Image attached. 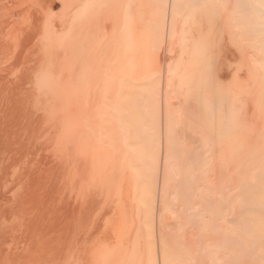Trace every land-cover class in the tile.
Instances as JSON below:
<instances>
[{"label": "bare ground", "instance_id": "bare-ground-1", "mask_svg": "<svg viewBox=\"0 0 264 264\" xmlns=\"http://www.w3.org/2000/svg\"><path fill=\"white\" fill-rule=\"evenodd\" d=\"M13 1H16L15 3H22L21 0ZM13 1H7L0 5V12H3L5 15H8L7 12L10 13V20L5 22L9 28V31L7 30L5 34L2 33L4 38H0V252L7 250L9 252L12 251L13 249L10 244L15 242L14 237L17 235L24 240L27 238L30 230V195L32 194L30 192V173L28 170L30 169V144L33 137L30 132V118L32 117L30 115V107H33L34 103L29 105L28 97H30L29 92L31 89L34 92L36 91L33 89L35 88L37 89V92L41 90L43 91L42 93L46 94V98H43L45 96L42 97L43 94H39L43 100L45 99L44 106L41 103L43 101L42 98L40 99L39 97V101L42 100L40 101V105L44 106V111L41 110L42 106L39 104H37L39 105L37 107H40L39 110H41L44 119L48 118L51 120L52 124H49L51 129V144L49 145H51L55 153H57V155H55L56 161L53 167L47 169L46 171L44 169L41 170L42 168H40L39 171L36 169V179L38 180L39 184L35 187L42 189L43 187H46V189L48 188L52 190L49 193V197L51 198V194H56V196L57 194H62L59 183H64L65 180L66 183L69 182V186L73 187V192H78V194H80L82 197L85 195L94 196L96 194H100L99 196H102L103 200H99L102 203L103 201L106 202V206L103 208H107V206L109 208L107 211L103 210V213L106 212V214L109 216V220L107 219L108 216H101L104 217L106 221H109V232L114 235L113 243L114 245L119 246V250L117 251L120 255H118L116 258L117 264H236L234 262L235 252L224 248V245H227L225 240H230V242L236 243L237 241L235 240H237V238L227 233L224 223H222L223 225L221 223L218 224L217 221L221 222L220 215L225 211L226 207L228 206L227 204H229H226V201L228 202L226 198L231 195L229 193L231 192L233 194V192L237 190L240 193L239 200L236 201V198L238 199L237 196L235 197L236 202L233 200L231 201L234 203L239 202V204H234L231 209H233L235 205L238 208L239 205V209L241 208V211L244 214H249V217H247V221L244 223L242 229H244V233H246V230L249 232V234L246 233L249 235V241L251 245L249 251L260 253L256 264H264V248L261 247L258 250V246L260 244H264V226H260L257 230L252 229L253 222L257 218L262 219L264 216V129L263 135H261L262 146L260 145L258 148L256 146L257 152L254 150V154L248 156L246 155L247 152L245 153L244 151L243 153V145H240L238 143L239 141H236V143L240 145V150L235 148L238 147V145L234 146L235 140L238 139L237 135H233L234 137L232 138L227 135L231 140L224 141V143L217 141L218 143L216 142V144L212 141H209V137H207L209 138V140H207V138L203 136L204 132L202 134L200 131L199 133L194 131L196 134L193 132L191 134L190 130L188 129L189 127H187L188 125L186 126L188 123L184 121V124L182 120V115L184 116L183 119L186 117V115L176 111V109L173 107L174 102L172 103V99L175 97V95L177 96L181 93L186 98L195 95V100L197 99L196 94H200L201 91H204V86H206L208 82L212 83L209 78H212L213 73L211 77L208 76V69L210 71V68L213 65L210 64L212 47L210 36H208L210 31L207 35H201L200 32H198L201 30L199 28L197 29L199 25L198 15L199 13L201 15V12H203L204 15L209 16L208 19H210L212 15L218 16L221 12H224L222 17L226 16L225 21L228 19L227 23L229 22L230 24L231 22L235 25L238 23L244 29V32L242 31L244 34L243 36H245L244 40L248 41L246 42L247 45L244 43L243 46L249 45V48L252 44L257 46L253 39L256 38L257 42L259 40V53H257L261 57V64H259L260 62H258V64L259 66L261 65L260 68L264 75V0H148V4L151 7L152 5H155L156 9L154 11V15L150 18V21H148V24L146 23L145 29L142 27L143 17H145L143 10L144 3L145 6L147 3L144 0H42L44 5H41L42 9L39 7V13L34 16L30 15L29 17L28 15L22 16L18 11L16 14L12 13V10H9L8 5L10 4L12 6L15 4ZM26 1L29 2L25 3H30L31 0ZM38 1L39 0H36L35 2L33 0L31 2L33 3L31 4L32 7L35 4L33 8L38 7L36 4ZM2 2L3 1L0 0V3ZM225 2L227 4H225ZM222 3L225 4V6L222 5ZM27 5L28 4H25V6ZM58 5L60 6V10L58 9L59 12L55 13ZM223 6L226 8H223ZM35 10H37V8H35ZM16 15L17 19H15L17 21H15V19L13 20V16L16 17ZM222 17L219 19L223 20L224 18ZM28 18L31 20L37 36V38L35 37L37 40H35V42H37L35 47L36 49L31 55L29 54V49L27 51L26 47L21 45L22 43L19 42V39V41H17L16 38H14L16 40H12L13 38H10V32L14 31V29L20 25L18 23H27ZM211 21L209 22L211 23ZM21 25L23 26V24ZM0 29L2 30L1 27ZM24 29H26V27H24ZM16 31L18 32L19 30L16 29ZM238 34H236V37ZM228 35L230 34L228 33ZM231 37H235V32L231 33ZM234 40L233 42H235ZM236 40L238 41V38ZM230 41V43L232 45L234 44L235 46V43H232V39ZM252 41L254 43L251 44ZM31 43H33V41ZM214 48L212 47V49ZM254 54L255 53H253V55ZM244 60L246 61V59L243 57L242 61ZM247 61L245 64H247ZM244 62H242V65L239 66H243L242 68L246 67L247 65L249 66V64L246 66L243 65ZM249 67L248 69L246 68L248 73L250 71ZM240 71L242 72V70ZM247 72H244L245 79L246 76L250 77V73L247 74ZM242 79L244 80L243 77ZM233 80L235 81L234 78L230 81ZM255 82L257 83L256 80ZM231 83V88H229V86L225 87L228 89V91H225V93L228 92L225 98L228 101L227 106L229 105V107H227L229 111L226 109L228 113H226V111L225 113L227 116H225L227 120L226 123L229 122L230 125H233L230 127H234L235 124L237 125L235 120L237 118L236 115H241L239 114L240 111L237 114L234 113L236 112L233 110L235 109L234 102L237 101V96L242 89L239 90L238 93H235L238 90L236 81L234 83L230 82V84ZM249 84H251V82L248 83V85ZM239 86L238 88L240 89ZM263 86L261 94L262 97H260L261 100L259 101H261L260 105L262 106L261 108H263L264 112ZM93 88L94 90L97 89L99 95L101 94L105 100H108L106 97H109L111 102L110 108L108 107L110 104L108 103L109 101H106L108 104H103L105 102L104 99L101 96L95 94L98 93L96 92L97 90H95V92L94 90L91 91ZM209 88L210 87H207L206 90L208 91ZM233 89L235 90L234 92ZM88 90L94 92L95 98L96 95L98 96L97 99L100 97L101 98L97 101L94 96H90L91 92ZM102 90L104 92L103 94L100 92ZM209 92L210 91H208V93ZM206 94L207 93H205V95ZM222 94L224 95V93ZM222 94L220 96H222ZM244 94L249 96L246 92H244ZM203 95L204 93L201 95L202 97H198V100H200V98L202 99ZM78 96L80 98L83 96V101L87 96H90L91 98L93 97V100L88 97L85 102H82V100L79 98L80 101H77L79 103L82 102V104L76 105L77 101L75 100L78 98ZM206 96L208 98L211 95ZM31 97L34 98L32 94ZM89 98L91 99L90 102L92 104L87 102ZM102 99L104 102L100 101ZM174 99L178 100L179 98ZM244 100H246L245 97L243 101ZM34 101L32 100V102ZM39 101H37V103ZM96 101L98 105L95 104ZM185 101L186 100H184V103ZM200 101H198V103ZM243 101H241L242 104L245 102ZM207 102L208 100L206 101V104ZM209 102L212 101L210 100ZM203 103L204 101L202 104ZM87 104L89 107H87ZM101 104L104 106L107 105L108 108L106 107L107 110L105 111L107 114L102 112L97 113L95 111L94 113L96 114H92V110L95 108L94 105H97L96 109H94L97 110L98 106ZM177 104L178 103H176V105L174 104L175 107H177ZM103 105L102 107L100 106L102 109ZM206 106L207 109L208 106H210L213 112L217 110V106L214 107L215 105L213 104L203 106V110H205ZM183 108H181V110ZM87 109L89 111H86ZM188 110H190V108ZM36 111L38 110L36 109ZM45 111L47 113L46 116L43 114ZM208 111L209 114L213 115L211 117L209 116L210 119H212V125H209L210 122L208 121L209 123H207V120H205L207 125L212 126L211 128L209 127V130L212 128V130H214V133L211 135L213 136V134H216L215 137L219 136V133L221 132L219 131V127L223 125V122L220 121L221 117H219V113H217L216 116V113L212 114L213 112H210V110ZM185 112L187 111L185 110ZM250 112L251 111H249V113ZM38 113L35 114L36 117ZM193 116L194 115L191 117L195 118V116ZM199 116L200 115L198 114L197 117ZM33 117L35 118V116ZM197 117L195 119H199ZM104 118L111 119H109L108 122V124H110L108 125L110 126V133L108 134L109 136L107 135V132H109L108 126H106L107 124H104L106 122V119ZM189 119L187 122L190 121ZM33 120H36V118ZM243 120L245 119H242L241 121ZM42 121L44 120L42 119ZM226 123V126L224 125V127H227V124H229ZM103 124L107 128L104 127ZM35 125H37V123ZM41 125H44V123L41 122ZM195 126H193V128ZM236 127L237 126H235V128ZM102 129H107L105 135L102 133ZM212 130H210V133ZM222 130H224V128ZM225 132L223 133L231 134ZM208 135L211 136L209 133ZM188 139L191 140L188 142ZM223 139L226 140L227 137ZM102 140L105 142H108L109 140L111 143L115 141L117 144L119 143L118 140L121 142L120 145L118 144V148L116 147V143L115 145L112 143L111 145L113 146L111 147L109 146L110 143L108 142V148L109 150L111 149L109 151L108 149L106 150L107 145L105 147L101 146V143H103ZM45 141L47 143V140ZM100 147L102 148L100 149ZM216 147H220V149L225 150L227 147H230L231 151L234 150L232 153L236 154L235 151L239 150L244 155H241V153L237 151L241 156H238L237 153L236 155L238 158L236 157L234 160L231 158L232 156L228 154V156H225L227 158L230 156L229 158H231V160H228L229 158H222L224 157L222 156V153L225 150H222L221 154H217L218 152L216 151L218 149H216ZM42 148L40 149L43 150ZM102 149L105 150L104 153L102 152ZM225 154L226 153H224V155ZM245 156H248L249 158L247 157V159ZM223 159H226V161H229V163L226 164L225 161V163H222ZM219 166H223V169L220 167L223 172H221L222 174L220 171L218 172V170H220ZM231 166L232 168L235 166L236 167L232 170ZM135 168L137 170L134 172ZM253 168L255 174L257 173L256 171H258L257 176L252 175L254 173ZM130 169H133L132 171L134 173L132 171H128ZM250 173L252 174L250 175ZM217 181H219L218 183H220V187L222 185L223 190L225 188V192H220V194H222L218 198L215 197L216 195H219L218 192L216 195L213 194L216 192L215 189L218 186H216ZM173 185L176 187L175 190ZM185 189L193 191L191 194H187ZM50 190H48V192ZM212 196L215 197L216 200L213 199L214 201L212 205L214 204V206L210 207L209 204L210 200H212ZM170 197H179V199L181 197L183 199L182 202L185 204V209H187L185 210L186 212L190 211L193 204L192 202L195 199L197 203H195L194 208L197 207L196 205L199 202L200 204H205V209H203L206 211L203 210L204 212L201 211L193 213L194 211L191 210L192 212L190 211V214L186 212L184 214H188V217L190 216L191 221L193 220L194 222L200 218L199 214L202 213V216L204 213H207L210 218H214L215 221H212L218 224V228H216V225L214 229H212L208 228L203 222L202 224L199 219L197 220L199 221V224H197L198 222L195 221V223L197 222L196 225H194L193 222H187L188 224L191 223L192 226L194 225L192 229H196V234H198V232L201 234L200 236L202 238L200 236L198 237V239L201 238V246L197 245L198 240L195 241L196 239L194 237L196 234H191V232H193L192 229L189 234H191L193 238L189 236L187 241L185 239L187 238L185 237V233H182V235L179 237V240L176 241L175 236L177 237V234L174 235L171 233V229H169L170 231L168 230V227H170L168 223L170 222L167 223L165 221V213L170 212V210L167 209V204L169 202L168 199H170ZM142 204L143 206H141ZM200 204L198 205V208ZM231 204L230 207L232 206ZM77 205L79 206V204ZM174 205L176 206V204ZM81 206L80 209L85 208L83 207L84 205ZM134 206H137L136 209L138 210L140 207H142L141 210L134 211L137 213H134L135 217L132 215L133 212L131 211L132 208L135 210ZM75 207L76 206H73L74 212H76ZM168 207L170 206L168 205ZM202 207H204V205ZM230 207H227V209ZM87 208H90V206ZM77 209L78 208L76 207V210ZM83 209L81 211H84ZM234 209L236 210V207ZM73 211V215L70 217L71 226H68L69 228L67 233L62 234L59 243L55 245L56 249L59 250L60 253H58V251V254L56 253L55 246L54 248L51 247L59 256L56 255L57 258L54 259L53 257L56 256L53 255L52 252L51 254H49V251L47 252L48 245L44 249L45 245L47 244L46 242H48L46 241L47 238H43L45 236H41V238L44 240H42L43 242L41 241L40 236H37V239L40 240L39 243V240L37 239H34L37 240V242H31V245L33 243L32 248L34 247V249V244L39 245L41 242L44 243V246L42 245V251L46 250L45 255L44 252L39 250L41 252L40 255L43 257L36 253L38 251L37 248L35 253H33L35 250L32 252L33 249L30 248L31 245L29 246L27 244V242L30 244V240L28 241L27 238V242L24 246L28 245L27 249L32 250L27 251L30 253L29 255L28 253H24L25 255L22 257L21 264H33L35 259L36 262H38L37 258H39V256L41 258V263H45L44 256H46L47 259L49 257L48 255H53L52 257H49V259H54L53 261L50 259L53 264H114V262L110 261L111 259H109L111 254L113 256L114 253L112 251L114 249L109 251L108 249L110 247L108 246L107 248V245L103 243H101L102 245L99 244V246H95L93 249H91V251H88L83 255V257H85L83 259L86 260L87 257L86 263H84V260L82 261L83 263L80 262V257L78 256H76L77 258L75 261L74 256L76 253V255H78L79 247L77 246L78 244H75L77 249L74 250L75 248L73 247V244L76 240H79V243L81 244L80 240L82 238L79 239L76 235H74V230H76L77 227V221L75 220V222L73 219H77V217H73ZM86 211L88 212L89 210L86 209ZM101 211L102 208L100 212ZM78 213L79 212H77V214ZM171 213H173V211ZM227 213L229 215L232 212L227 211ZM89 214L86 213V215ZM79 215L80 213L77 216ZM81 215L84 214L81 213ZM178 215L179 214H177V216ZM39 216H41L40 213ZM138 216H140V218H138ZM37 217L38 216H36V223L39 221V219H41L40 217L37 219ZM79 217L77 220L80 219ZM86 217L88 219L90 216ZM178 217L180 219V216ZM133 218L134 220L140 221H135L136 225L134 224V227L133 224H130L133 228L130 227V225L129 228L127 226V222L128 220H132L133 222ZM176 219L179 221L178 218ZM180 220L183 223L181 225V221L179 222L180 226H182V230L183 227H186V222H184L182 219ZM203 220L204 219H202V221ZM32 221L34 220L32 219ZM102 221L106 222L104 220ZM80 222H83V220ZM85 222L83 223L85 224ZM129 223L131 222L129 221ZM31 225L33 226V224ZM103 225L105 226L106 224ZM81 227L82 226H78L81 231L77 228L76 231L80 232L75 231V234L83 233L82 231L84 225L82 228ZM86 227L89 226L85 225L84 231L87 230L85 229ZM33 230L34 229L32 228L31 231ZM33 232L35 233V230ZM73 236L77 237L76 240L74 238V241ZM80 236L84 237L83 234ZM126 236L127 238L132 236L131 238L133 239V242L131 238H129V240H131L132 244H135L134 247H136L134 248L133 255L132 253L131 256L129 254V258L133 256V258H131L133 261L131 262L128 261L129 258L127 255V257L124 256V254L129 253L126 251H128V244H130V241L126 238ZM218 238L219 241L217 240ZM18 245H20V243ZM138 246L140 247L139 249L145 247L144 249L146 250L143 252V256L141 253L138 254V251L140 252ZM40 248L41 247H39V249ZM19 249L21 250V248ZM19 249H16V251ZM73 251L75 252L74 255ZM31 252L33 255H31ZM123 252L125 253L123 254ZM2 254L0 255V258ZM35 254H37V258L34 257ZM122 254L123 256L121 257ZM6 256L7 255L5 254V257ZM3 257L4 256H2V258ZM36 262L35 264H39ZM46 262L47 264H52L50 261L48 263L46 260Z\"/></svg>", "mask_w": 264, "mask_h": 264}, {"label": "rangeland", "instance_id": "rangeland-1", "mask_svg": "<svg viewBox=\"0 0 264 264\" xmlns=\"http://www.w3.org/2000/svg\"><path fill=\"white\" fill-rule=\"evenodd\" d=\"M3 2L2 3H0V5H2L4 2H7V1H9V2H11V1H13V0H2ZM20 1V0H19ZM22 1V3H15L16 1H13L15 4H13L12 6L9 4L8 5V8H9V10H12V13H14V14H16L17 13V11L19 12V14H21L22 16L23 15H28V17L30 16V15H37L38 13H39V10H40V8L42 7L41 5H44L43 3H42V0H39L36 4H37V6L38 7H35V8H37V10H35V8H33L34 6H35V4H34V6L32 7V5L31 4H33V3H31L33 0H31L30 1V3H25V2H29V1H26V0H24V3H23V0H21ZM35 2H36V0H34ZM145 2H147L146 3V6H145V3H144V8H143V10H144V16L145 17H143V25H142V27L145 29L146 27H145V25H146V23L148 24V21H150V18L154 15V11H155V9H156V6L155 5H152V7L148 4L149 2H148V0H144ZM34 2V3H35ZM39 3V4H38ZM42 3V4H41ZM18 6H17V5ZM19 4H21V5H19ZM24 4V5H23ZM25 4H28L27 6H25ZM148 4V5H147ZM225 4H227L226 2H225ZM225 4H223L222 3V5H224L225 6ZM229 4V3H228ZM15 6V7H14ZM155 6V7H154ZM220 6H221V4H220ZM223 6V8H226V7H224ZM32 9H31V8ZM40 7V8H39ZM228 7V6H227ZM1 8V7H0ZM24 8V9H23ZM60 8V6L58 5V7L56 8L57 10H56V12L55 13H58L59 12V9ZM145 8H147V9H145ZM153 8V9H152ZM42 9V8H41ZM59 9V10H58ZM35 10V11H34ZM32 11V12H31ZM38 11V12H37ZM149 11V12H148ZM151 11V12H150ZM153 11V12H152ZM203 12H201V15H200V13H199V15H198V17H199V25H198V27H197V29L199 28L201 31H198V32H200V34L201 35H207L208 34V32H209V35L208 36H210V39H211V42H212V47L214 48V46H215V48L214 49H212V47H211V56H210V64H213L212 66H211V70L209 71V69H208V76L209 77H211V75H212V73H213V75H212V78H209V80H211L212 81V83L211 82H206L207 83V85L206 86H204L203 88H204V91H201L202 92V94L204 93V95H205V93H207L206 95H211V96H209L208 98H210V99H208L207 98V96H206V98H205V96L203 95V98L201 99L200 98V100H198V97L199 96H201L202 94H201V92H200V94H196V98L197 99H195L194 100V98H195V95H193V96H191V97H189V98H186V97H184L183 96V94L181 93V94H178L177 96L175 95V97L174 98H179L178 100H180V101H178L177 99L175 100L174 98L172 99L173 101H172V103H173V107H174V109H176V111H179L181 114H184V115H186V117L183 119V115H182V120H183V122L185 121L186 123H188V124H186V126L187 127H189L188 129L190 130V132H191V134H192V132L194 133V134H196L195 132H198L199 133V131L200 132H202V134H203V132H204V134H203V136H205V138H207V137H209L210 138V140H209V138H207V140H209V141H212V142H214V143H216L217 141L218 142H221V143H224V141H228V140H231L229 137H234V136H236L237 135V140H235V142H234V146H237L238 145V147H235L236 149H239L240 150V145H243V148H242V150H243V153H244V151H245V153H246V155H251V154H254L253 153V151L255 150L256 152H257V149H256V146H257V148L261 145L262 146V143H261V135H263V129H264V126H263V123H264V115H263V108H261L262 106L260 105L261 104V101H259V100H261V98L260 97H262V86L264 85L263 83V79H264V75H263V71L261 70V68H260V66H259V64H261V57H260V55L258 54L259 52H258V46H259V40H258V38H257V40H258V42L256 41V38L255 39H253V41L255 42V44H257V46H255V45H253L252 43H254L253 41L251 42V44L252 45H250V48L248 47V46H243V44L245 43V45H247L246 44V42H248V41H245L244 39H245V36H243L244 34L242 33V31L244 32V29L238 24V23H236V25L234 24V23H231L230 22V24H229V22L227 23V21H228V19L225 21V17H222L223 15V13L224 12H221L218 16L216 15H212L211 17H210V19H208L209 18V16H206V15H204V13L202 14ZM7 14L8 15H5L3 12H0V23H1V25H0V27L2 28V30H4V31H2L1 29H0V38H4V36H3V34H5V32L9 29L8 28V26L6 25V23L5 22H8V20H10V13H8L7 12ZM152 14V15H151ZM150 15V16H149ZM224 15H226V14H224ZM205 17V18H204ZM224 18L223 20H221V19H219V18ZM17 19V15H16V17L15 16H13V20L14 19ZM217 20H216V19ZM5 21H4V20ZM15 19V21H17ZM212 20V21H211ZM209 21H211V23L209 22ZM219 21V22H218ZM220 21H223V22H220ZM26 22H20V23H18V24H20L19 26H15L16 28L14 29V31H11L10 32V38L12 39V40H16L17 39V41H19L20 43H22L21 45H23L24 47H26V49H27V51H28V49H29V54L31 55L33 52H35V47H36V43L37 42H35V37L37 38V36H36V32L34 31V28H33V24H32V22H31V20L28 18V20H27V25L25 24ZM21 24H23V26L21 25ZM24 24H25V26H24ZM31 25V27H30V25ZM17 25V24H16ZM4 26H5V29H4ZM22 26V27H21ZM201 26V27H200ZM19 27V28H18ZM24 27H26V29H24ZM23 28V29H22ZM29 28H31V29H29ZM16 29H18L19 31V33L16 31ZM23 31H22V30ZM27 29H29V30H27ZM211 29V30H210ZM208 30V31H207ZM228 30V31H227ZM9 31V30H8ZM24 31H25V33H24ZM27 31V32H26ZM202 31H203V34H202ZM231 31H233V32H235V37H236V34H238L237 35V37H236V39L238 38V41L235 39V37H231V33H233V32H231ZM238 31H240V32H238ZM33 32V33H32ZM205 32V33H204ZM226 32V33H225ZM231 32V33H230ZM3 33V34H2ZM13 33V34H12ZM228 33L230 34V35H228ZM12 34V35H11ZM21 34V35H20ZM215 34H216V37H215ZM224 34H225V36H224ZM18 35V36H17ZM25 35V36H24ZM212 36V37H211ZM228 36H229V38H228ZM20 37V38H19ZM14 38H16V39H14ZM214 38V39H213ZM227 40H226V39ZM19 39V40H18ZM25 39H26V42H25ZM225 39V40H224ZM232 39V43H235V46H234V44L232 45L230 42V40ZM235 39V40H234ZM24 40V41H23ZM217 40V41H216ZM233 40L235 41V42H233ZM252 40V39H251ZM33 41V43H31ZM37 41V40H36ZM213 41H215V42H213ZM250 41V40H249ZM25 42V43H24ZM30 42V43H29ZM227 42V43H226ZM241 42H243V43H241ZM238 43V44H237ZM240 43V44H239ZM28 44V45H27ZM29 44H31V45H29ZM32 44H35V45H32ZM214 44V45H213ZM216 44V45H215ZM242 44V45H241ZM151 45V44H150ZM239 45V46H238ZM31 46H33V47H30ZM251 46H252V48H251ZM255 46V47H254ZM228 47V48H227ZM243 47V48H242ZM247 47V48H246ZM246 48V49H245ZM255 50H254V49ZM256 48H257V50H256ZM32 49V50H31ZM242 49H245V50H242ZM252 50V51H250V50ZM246 50H248V51H246ZM213 51V52H212ZM215 52V53H214ZM247 52V53H246ZM252 52V53H251ZM258 52V53H257ZM230 53V54H229ZM237 53V54H236ZM250 53V54H249ZM253 53H255L254 55H253ZM213 54V55H212ZM240 54V55H239ZM245 54V55H244ZM249 55H252V56H249ZM254 56V57H253ZM258 56V57H257ZM262 56V55H261ZM237 57V58H236ZM244 57V59H246V61H247V64H249V66L247 65V64H245L246 63V61L244 62V61H242V58ZM260 57V58H259ZM213 58V59H212ZM233 58V59H232ZM249 58V59H248ZM215 59V60H214ZM235 59H237V60H235ZM260 59V60H259ZM217 60V61H216ZM225 60V61H224ZM235 60V61H234ZM252 60H253V63H252ZM239 61H241V62H239ZM251 61V62H250ZM242 62H244V64L243 65H247L248 67H249V69H250V71H249V73L246 71V68L248 69V67L246 66V67H244V68H242L241 66H239V65H242L241 63ZM258 62H260L259 64H258ZM251 63V64H250ZM255 63H257V64H255ZM252 64H253V67H252ZM241 69H240V68ZM231 68H232V72H231ZM236 68V69H235ZM239 68V69H238ZM240 70H242V72L240 71ZM257 70V71H256ZM240 72V73H239ZM244 72H247V74H249L250 75V77H247L246 76V79H245V73ZM233 73V74H232ZM244 73V74H243ZM260 73H261V75H263V76H261L260 75ZM238 74H240V75H238ZM228 75V76H227ZM237 75H238V77H237ZM259 75H260V78H259ZM235 76V77H234ZM223 77V78H222ZM237 77V78H236ZM242 77L244 78V80L242 79ZM221 78V79H220ZM234 78L235 79V81H236V84H237V92H235V93H238V91L239 90H241L240 92H239V94H238V96H237V101L236 102H234L235 104H234V108L235 109H233V110H235L236 112H234L235 114H237L239 111L241 112V110H242V112L240 113L239 112V114H241V115H236V122H237V125L235 124V126H237L236 128H235V126L234 127H230V126H233V125H230V123L229 122H227V123H229V124H227L226 123V113H228V111H229V109H227V107H229V105L227 106V99L225 98V96H226V94L228 93V92H226L225 93V91L227 90L228 91V89L227 88H225L226 86L228 87L229 86V88H231V86L230 85H232V83L230 84V82H235L234 80L233 81H230V80H232V79ZM239 78H240V80H239ZM225 79H226V81H225ZM209 80H207V81H209ZM220 80H221V82H220ZM239 80V81H238ZM255 80L257 81V83L255 82ZM260 80V81H259ZM223 81H225V82H223ZM238 81V82H237ZM249 81V82H248ZM253 81H254V83H253ZM218 82V83H217ZM251 82V84H249L248 85V83H250ZM222 83V84H221ZM228 83V84H227ZM240 84V86H239V84ZM213 86H212V85ZM217 84V85H216ZM220 84V85H219ZM226 84V85H225ZM257 84V85H256ZM259 84V85H258ZM209 85H211V86H209ZM216 85V86H215ZM225 85V86H224ZM246 85V86H245ZM221 86H222V88H221ZM235 86V85H234ZM238 86L240 87V89L238 88ZM242 86V87H241ZM207 87H212L211 88V90H210V88L208 89V91H210L209 93H208V91L206 90L207 89ZM220 87V88H219ZM233 87V86H232ZM244 87V88H243ZM202 88V89H203ZM225 88V89H224ZM234 88V87H233ZM236 88V87H235ZM248 88V89H247ZM263 88H264V86H263ZM34 90H36L35 92L34 91H32V89H31V91L29 92V96L31 97V94H32V96H34V98L33 97H28L29 98V105H32V103H34V105H33V107H37V106H39L40 105V101H42L43 100V98H46V94L45 93H42L43 91H41V90H39L38 92H37V89H35V88H33ZM201 89V90H202ZM244 89H245V91H244ZM92 90H94V88L93 89H91V91ZM95 90H97V89H95ZM95 90H94V92H95ZM99 90H101V89H99ZM89 92H91L90 90H88ZM224 91V92H223ZM235 90L233 89V92H234ZM261 91V92H260ZM34 94H33V93ZM37 92V93H36ZM94 92H91L89 95L90 96H94V98H95V94H97V95H99V92H98V90L96 91V92H98V93H95L94 94ZM100 92H102V94L104 93L103 92V90L102 91H100ZM220 92V93H219ZM243 92V93H242ZM244 92H246L249 96H247L246 94H244ZM251 92V93H250ZM211 93V94H210ZM214 93V94H213ZM222 93H224V95L222 94ZM39 94L41 95V94H43L42 95V97L43 96H45V97H41V96H39ZM93 94V95H92ZM107 94V93H106ZM173 94V93H172ZM222 94V96H220ZM242 96H241V95ZM85 95H86V93H85ZM96 95V100L98 101L102 96H101V94L99 95V96H101L99 99H97V96ZM182 95V96H181ZM214 95V96H213ZM219 95V96H218ZM90 96H87L86 97V99L88 98V97H90ZM104 96V95H103ZM216 96H218V97H216ZM239 96H241V97H239ZM35 97H36V99H35ZM39 97H40V99L42 98V100H40L39 101ZM85 97V96H84ZM105 97V96H104ZM193 97V98H192ZM202 97V96H201ZM213 97V98H212ZM222 97V98H221ZM244 97H245V99L249 102H247L246 100H244L243 101V99H244ZM247 97V98H246ZM250 97V98H249ZM33 98V99H32ZM80 97L78 96V98L75 100V101H80V99L82 100L83 99V96L79 99ZM91 98V97H90ZM89 98V100L87 101L88 103L91 101V99L93 98H91L90 99ZM103 98V97H102ZM185 98V99H184ZM30 99H32L33 101H34V99H35V101L34 102H32V100H30ZM38 99V100H37ZM86 99H84V101L82 100V102H85L86 101ZM104 99V98H103ZM103 99L102 100H100L101 102H104L103 104H105L106 103V101H109L108 103H110L109 104V108H110V105H111V102H110V100H109V97L107 98L106 97V99H108V100H105L104 99V101H103ZM193 99V100H192ZM208 100V102H207V104H206V101ZM215 99H216V101H215ZM222 99H223V101H222ZM45 100V99H44ZM42 101L41 103L45 106V101ZM93 100V99H92ZM175 100V101H174ZM184 100H186L185 101V103H184ZM191 102H190V101ZM200 101L201 102V104H200V102L198 103V101ZM212 101V102H209V101ZM220 100V101H219ZM225 100V101H224ZM252 100V101H251ZM37 101H39L38 103H37ZM77 101V103H76V105L78 104H82V102L81 103H79ZM97 101H96V103L95 104H97ZM99 101V102H100ZM178 101V102H177ZM194 103H193V102ZM204 101V103L202 104V102ZM214 101V102H213ZM241 101H243L244 103L242 104L241 103ZM254 101V102H253ZM93 102V101H92ZM94 102H95V100H94ZM180 102V103H179ZM239 102V103H238ZM259 102V103H258ZM91 103V102H90ZM89 103V104H90ZM108 103H106V104H108ZM176 103H178L177 104V107H175V105H176ZM193 103V104H192ZM197 103V104H196ZM213 104V105H215L214 107H216V109L219 111H217V110H215V112H213L212 111V109H211V107L210 106H208V109H207V106H206V108H205V110H206V113H205V110H203L204 109V107L203 106H205V105H211V104ZM215 103V104H214ZM219 103V104H218ZM222 103V104H221ZM225 103V104H224ZM241 103V104H240ZM35 104H36V106H35ZM37 104H39V105H37ZM92 104V103H91ZM94 104V103H93ZM100 104V103H99ZM103 104H101L100 106L102 107V105ZM175 104V105H174ZM199 104V105H198ZM205 104V105H204ZM239 104V105H238ZM257 104H258V107H257ZM43 105H40V106H42V111H44L43 110ZM86 105V104H85ZM88 105V104H87ZM98 105V104H97ZM97 105H94L95 106V108H93V113H92V111H91V113L92 114H96V113H94V111L95 112H102V113H105V111L107 110V105L106 106H104L103 105V109L100 107V106H98V108H97V110H94V109H96V107H97ZM223 105V106H222ZM226 105V106H225ZM246 105V106H245ZM253 105V106H252ZM93 106V107H94ZM202 106V107H201ZM240 106V107H239ZM249 106V107H248ZM256 106V107H255ZM32 106L30 107V115L32 116L30 119H31V124H30V132H31V134L33 135V137H32V139H31V144H30V153H29V162H30V169L28 170L29 171V175H30V177H29V184H30V192H31V194L32 195H30L31 197H30V205H31V208H30V221H31V223H30V230H29V234L27 235V238H28V241L30 240V244L27 242V238L26 239H21L20 238V236H15L14 238V243L12 242L11 244H13V245H11L10 244V246H12V251H1L0 252V255L3 253V252H5V253H3L2 254V256H4L3 258H2V256H1V258H0V264H21L22 263V257L25 255L24 253H28V255L30 254L29 252H27V251H31L32 249V252L33 253H35L37 250H36V248L38 249V251L36 252L38 255H40L41 254V252H44V255H45V251L46 250H43L42 251V248H43V244L44 243H42L44 240H43V238H47L46 239V241H48V242H46L45 244V247H44V249L46 248V246H47V248H48V250H47V252L49 251L50 253L49 254H51V252H52V254L53 255H57L58 253H60L59 252V250H57L56 249V246L55 245H57V243H59V240H60V237L62 236V234H64V233H67V231H68V228L71 226V219H70V217H71V215H73V213H72V211H73V206H76L78 209L76 210V207H75V211L76 212H74V218H75V216L77 217V219H78V217L80 218L79 220H77V219H73L74 221L76 220L77 221V227H76V230H77V228H78V226L80 227V226H82L83 227V225H84V227H85V225L86 226H89V227H86L85 229H87V230H85L84 231V227H83V233H81V234H83V236L85 237H81L80 235V233H78V234H75L76 232H80L81 231V229L80 228H78V230L80 229V231H76V230H74V235H76L79 239L80 238H82V239H84V240H80V242H81V244L79 243V240H76L77 239V237H75V236H73V241H74V238H75V243L73 244V247L75 248H73L74 250H76L77 249V246L79 247L78 248V255H76L75 254V252L73 253V255L75 254V261H76V256H78V257H80V262H82L83 260L85 261L84 263H86V260H87V257H86V260L85 259H83V258H85V257H83V255L84 254H86V252H88V251H91V249H93L95 246H99V244L100 245H102L101 243H103V244H105V245H107L106 247L108 248V246L110 247L108 250L109 251H111V250H113L112 252L114 253L113 254V256H112V254H111V252H110V254H111V257L109 258V259H111L110 261H112V262H114V264H117V262H116V258L118 257V255H120L119 254V252L117 251V250H119V246L118 245H114V243H113V237H114V235L113 234H111V232H109L110 231V229H109V226H108V224H109V216L106 214V212L105 213H103V210L104 211H107V210H109V208H108V206H107V208H103L104 206H106V202L105 201H103V203L99 200V199H101V200H103V198H102V196L100 197L99 195H85L84 197H82L80 194H78V192L76 193V192H73L74 190H73V187L72 186H69V182H65V180H64V183L63 182H61V183H59L60 185H59V187L61 188V190H62V194L60 193V195H58L57 194V196H56V194L55 195H52L51 194V196L52 197H54V196H56V197H54V198H50L49 196V193L52 191V190H50V189H48V190H50L49 192H48V190L46 189V187H43V189L42 188H39V187H35V186H37L38 184H39V182H38V180L36 179L37 177H36V173H37V171H39L40 170V168H42L41 170H47V169H49V168H51V167H53V165L55 164V161H56V157H55V155H57V153H55V151L53 150V147H51V145H49V144H51V142H50V125L49 124H52L51 123V120L50 119H48V118H46V119H44L43 118V115H42V112H41V110H39L40 109V107L38 108H33ZM87 107H89V105L87 106ZM86 107V108H87ZM99 107H100V109H99ZM107 107V108H106ZM184 107V108H183ZM201 109H200V108ZM214 107H213V110H214ZM245 107V108H244ZM253 107H254V111H253ZM181 108H183L182 110L184 111V113H183V111L181 110ZM190 108V110H192V111H190V110H188ZM210 108V109H209ZM240 108H242V109H240ZM35 109V110H34ZM36 109L39 111V113H38V111H36ZM178 109V110H177ZM228 111H227V110ZM34 110V111H33ZM102 110H104V111H102ZM185 110L187 111V112H185ZM202 110V111H201ZM208 110H210V112H213L212 114H214V113H216V116H217V113H219V117H221V119H220V121L221 122H223V125H221V127H219L220 129H219V131H221L220 133L221 134H223V135H221L220 133H219V136H216L215 137V135L213 134V136L211 135L212 133H214V130H212V129H210V130H212L211 131V133H210V130H209V127L211 128L212 126H209V125H212L211 124V121H212V119H210V117L211 116H213V115H211V114H209V111ZM32 111V112H31ZM86 111H89L88 109L86 110ZM109 111V110H108ZM176 111H174V112H176ZM227 111V112H226ZM246 111V112H245ZM249 111H251L250 113H249ZM202 112V113H201ZM226 112V113H225ZM245 112V113H244ZM263 112V113H262ZM34 113V114H33ZM38 113V115H37V117H36V115L35 114H37ZM185 113H187V114H185ZM194 113V114H193ZM196 113V114H195ZM223 113V114H222ZM249 115H248V114ZM43 114L46 116L47 115V113H46V111H45V113L43 112ZM105 114H107V113H105ZM194 115L195 116V118L198 116V114L200 115L199 117H197V118H199V119H195V118H192L191 116L192 115ZM191 115V116H190ZM202 115V116H201ZM205 115V116H204ZM226 115V116H225ZM33 116H35V118H36V120H33V119H35ZM190 116V117H189ZM193 116V117H194ZM210 116V117H209ZM239 116V117H238ZM202 117V118H201ZM204 117V118H203ZM208 119H207V118ZM222 117H224V118H222ZM189 118H191V119H189L190 121H188L187 122V120ZM262 118V119H261ZM42 119L44 120V121H42ZM104 119H106L104 122V124H107L106 126H108V125H110V124H108V122H109V119H107V118H104ZM186 119V120H185ZM195 119V120H194ZM239 121H238V120ZM242 119H245V120H243V121H241ZM251 119V120H250ZM259 119V120H258ZM261 119V120H260ZM47 120V121H46ZM111 120V119H110ZM197 120V121H196ZM200 120H201V122H200ZM205 120H207V123H209V125H207V123H206V121ZM35 121V122H34ZM43 122L44 123V125H41V122ZM48 121H50V122H48ZM209 121V122H208ZM245 121H247V122H245ZM33 122V123H32ZM39 122H40V124H39ZM46 122V123H45ZM48 122V123H47ZM185 122H184V124H185ZM189 122H190V124H189ZM192 122V123H191ZM203 122H204V125H203ZM252 122H253V124H252ZM254 122H256V123H254ZM37 123V125H35ZM225 123L227 124V127H224V125H225ZM247 123V124H246ZM103 124V125H104ZM194 124V125H193ZM32 125V126H31ZM190 125V126H189ZM196 125V126H195ZM243 125V126H242ZM251 125V126H250ZM39 126H40V128H39ZM47 126V127H46ZM105 125H104V127H106ZM193 126H195L194 128H193ZM204 126H205V128H204ZM222 126H223V128H224V130L226 131L227 129V131H229V132H225L224 130H222L223 128H222ZM226 126V125H225ZM32 127V128H31ZM103 127V128H104ZM109 127L110 126H108V130H109ZM197 127H199V128H197ZM203 127V128H202ZM207 127H208V130H207ZM36 128V129H35ZM46 128H47V131H46ZM107 128V127H106ZM190 128H192V129H190ZM198 129V130H196V129ZM226 128V129H225ZM35 129V131L33 132V130ZM39 129H41V130H39ZM48 129H49V131H48ZM233 129V130H232ZM235 129H236V131H235ZM252 129V130H251ZM103 130V132L102 133H104V135L106 134V130L105 129H102ZM192 130V131H191ZM202 130V131H201ZM207 130V131H206ZM195 131V132H194ZM225 132V133H231V134H224L223 132ZM232 131V132H231ZM258 131V132H257ZM41 132V133H40ZM44 132H46V133H44ZM234 132V133H233ZM36 135H35V134ZM49 133V134H48ZM110 133V130H109V132H107V135ZM207 133V134H206ZM208 133L211 135V136H209L208 135ZM39 134V135H38ZM256 134V135H255ZM227 135H229V137L227 136ZM234 135V136H233ZM259 135H260V137H259ZM40 136V137H39ZM109 136V135H108ZM239 136V137H238ZM42 137V138H41ZM215 137V138H214ZM227 137V139L225 140V139H223V138H226ZM38 138V139H37ZM44 138V139H43ZM49 138V139H48ZM104 138H105V136H104ZM107 138H109V137H107ZM213 138V139H212ZM222 138V139H221ZM229 138V139H228ZM249 138V139H248ZM259 138V139H258ZM41 139H43V140H41ZM110 139V138H109ZM214 139H215V141H214ZM217 139V140H216ZM245 139V140H244ZM258 139V140H257ZM35 140V141H34ZM41 140V141H40ZM45 140H47V143H46V141ZM103 140H107V139H103ZM102 140V142L103 143H106V144H103V143H101L102 145L101 146H103V147H105L107 144H108V142L110 143V145L109 146H113V145H111L112 143L115 145V143L117 144V142H115V141H113L112 143L108 140V142L106 141H103ZM189 140H191V139H188V142H189ZM223 142H222V141ZM260 140V141H259ZM117 141V140H116ZM236 141L240 144H237L236 143ZM259 141V142H258ZM45 142V143H44ZM118 144L120 145V140H118ZM217 142V143H218ZM256 142V143H255ZM216 143V144H217ZM236 143V144H235ZM244 143V144H243ZM38 144V145H37ZM118 144H117V148L119 147L118 146ZM44 145V146H43ZM40 146H42V147H40ZM108 145H107V148H106V150L108 149L109 150V147ZM46 147V148H45ZM49 147V148H48ZM52 149H51V148ZM115 147V146H114ZM249 149H248V148ZM40 148H42L43 150H41ZM102 147H100V149H101ZM117 148H115V149H117ZM228 148V149H227ZM226 148V150L225 149H220V147L218 148V147H216V149H218L216 152H218L217 154H221L222 153V150L224 151H227V150H229L230 149V147H227ZM260 149H261V147H260ZM39 150H40V152H39ZM103 150V149H102ZM101 150V151H102ZM111 150V149H110ZM109 150V151H110ZM239 150H236L235 151V153L237 154L238 152L237 151H239ZM42 151H43V153H42ZM220 151V152H219ZM223 152L222 153V156H224V157H222V158H226V159H228L230 156H232L231 158L232 159H234L235 160V158L237 157V155L238 156H241L243 153L242 152H240L241 153V155H239V153L236 155V154H234V153H232V151L234 152V150H232L231 151V149L229 150V151H227V152H230V153H227V152ZM254 151V152H255ZM103 153L105 152V150H103L102 151ZM107 153H108V151H107ZM224 153H226L225 155H224ZM234 154V155H232V154ZM248 153H250V154H248ZM228 154H230V156L227 158V157H225V156H228ZM46 155H48V156H46ZM244 155V154H243ZM234 156V157H233ZM247 156V157H248ZM40 157V158H39ZM246 156H245V158H247ZM50 158V159H49ZM231 158H229L228 160H231ZM238 158V157H237ZM241 158V157H240ZM249 158V157H248ZM247 158V159H248ZM226 159H223L222 160V163H225L226 162V164H228L229 163V161H226ZM220 160H221V155H220ZM225 161V162H224ZM248 161V160H247ZM246 161V162H247ZM237 162V161H236ZM39 163V164H38ZM235 165V164H234ZM233 165V166H234ZM223 166H224V164H223ZM223 166H219V169H220V167L223 169ZM253 166H255V165H253ZM236 167V166H235ZM235 167H233L232 168V166H231V168H232V170L233 169H235ZM225 168V167H224ZM255 168V167H254ZM254 168H253V172L252 171H250V172H252V173H250V175L252 174V175H256L257 176V173H258V171H256L257 173L255 174V171H254ZM36 169H37V171H36ZM133 170V169H132ZM131 169L130 170H128V171H132ZM135 170H137L136 168L134 169V172H135ZM44 171V172H45ZM220 171V173L222 172V170L220 169V170H218V172ZM34 172V173H33ZM133 172V171H132ZM133 172V173H134ZM220 173H219V176H220ZM223 173V172H222ZM221 173V174H222ZM222 176V175H221ZM220 178V177H219ZM219 181H217L216 182V186H217V188L215 189L216 190V192L215 193H213L214 195H216V193L218 192V194L219 195H216L215 197H220V195L222 194H220V192H225V188H224V190H223V187H222V185H221V187L219 186L220 185V183H218ZM221 182V181H220ZM171 183V182H170ZM172 184V183H171ZM176 184V183H175ZM66 185V186H65ZM173 187H175L174 185H173ZM35 188H36V190H35ZM39 188V189H38ZM69 188V189H68ZM222 188V189H221ZM38 189V190H37ZM68 189V190H67ZM176 189V187L174 188V190ZM66 190V191H65ZM218 190V191H217ZM185 191H187V194L188 193H192V191L193 190H186L185 189ZM191 191V192H190ZM72 192V193H71ZM173 192V191H172ZM214 192V191H213ZM53 193V192H52ZM74 193V194H73ZM90 193H92V192H90ZM35 194V195H34ZM224 194V193H223ZM229 194H231L230 196H228V198H226L227 200H228V202L226 201V204L227 203H229V204H227L228 206L227 207H230V204H231V200H233L234 202H236L237 200H239V192H238V190L237 191H234L233 192V194L230 192ZM228 194V195H229ZM236 194V195H235ZM69 195V196H68ZM73 195V196H72ZM71 196V197H70ZM75 196V197H74ZM82 197V198H80V197ZM172 196V195H171ZM238 196V199L236 198V201H235V197H237ZM77 197V198H76ZM78 197H79V201H78ZM94 197H95V200H94ZM98 197H100V198H98ZM215 197H211L212 198V200H210V207H213L214 206V204L212 205V203H213V199H215ZM231 197V198H230ZM98 198V199H97ZM171 198H172V200H171ZM60 199V200H59ZM72 199V200H71ZM74 199H76V200H74ZM175 199V200H174ZM38 200V201H37ZM66 200V201H65ZM97 200H99V201H97ZM169 200V202H168V204H167V209H169L170 210V212H167V213H165V221L168 223V222H170V223H168L169 225H170V227H168V230L169 229H171V233L172 234H174V235H176L177 234V237L175 236V240L176 241H178L179 240V237H180V235H182V233H185L186 234V236L185 237H187V238H185L186 239V241L188 240V237L189 236H191V234L193 233V234H196L197 233V231H195L196 229H192V227H194V225H196V223L197 224H199V221H201V223L203 222L204 224H206L207 225V227L208 228H212V229H214V227L217 225V227L216 228H218L219 226H218V224L219 223H224V226H225V229L227 230V233L228 234H230L231 236H235L236 238H237V240H235V241H237L236 243H233V242H230V240L229 241H227V240H225L226 241V243H227V245L225 244L224 246V248H227V249H230V250H232V251H234L235 252V259H234V262L236 263V264H256L257 263V261H258V259H259V254L260 253H254V252H250L249 250H250V248H251V245H250V241H249V232L246 230L245 232L246 233H248V234H246V233H244L243 232V230L244 229H242L243 228V225H244V223L247 221V217H249V214L247 213H243L242 211H241V208L239 209V205H238V208H237V206L235 205L234 206V208L236 207V210L233 208V209H231L232 207H233V205L234 204H239V202H237V203H234V202H232V206L230 207V208H228V209H230V210H228L227 209V207H226V209H225V211L224 212H222V214L220 215V221L221 222H218L217 221V223L216 222H214L215 220H214V218L212 217V218H210L209 217V215L207 214V213H204L202 216H201V214H199V217L200 218H198V216H197V218L199 219V221H197V220H195V221H197L196 223H195V221L193 222V220L191 221V219H190V216L188 217V214H184L186 211L185 210H187V209H185V204L182 202V198L180 197V199H179V197L177 198V197H170V199H168ZM167 200V201H168ZM188 200H190V199H188ZM196 200V199H195ZM193 201L191 204H192V206H191V209H190V211L192 210V211H194L193 213H196V212H204V211H206V210H204L205 209V204H200V202L196 205L197 207H195L194 208V206H195V203H197L196 201ZM216 200V199H215ZM73 201H74V203H73ZM76 201V202H75ZM171 201V202H170ZM79 202V203H78ZM176 202V203H175ZM71 203V204H70ZM101 203H102V206H101ZM172 203H173V206H172ZM73 204V205H72ZM77 204H79V206L77 205ZM104 204V205H103ZM174 204H176V206L174 205ZM200 204V206L202 207L203 205H204V207H202V209H201V207L199 206V208H198V205ZM81 205H84L83 207H85L84 209L83 208H81L80 209V206ZM108 205H109V203H108ZM168 205L170 206V207H168ZM66 206V207H65ZM90 206V208H87V207H89ZM92 206V207H91ZM101 206V207H100ZM141 206H143V204L141 205ZM183 206H184V208H183ZM55 207V208H54ZM71 207H72V209H71ZM82 207V206H81ZM98 207V208H97ZM109 207H110V205H109ZM135 207V210H134V208H132V215H134V213H136V212H134V211H137L138 209H136L137 208V206H134ZM206 207H208V206H206ZM101 208H102V211L100 212V210H101ZM141 208L142 207H140V209L139 210H141ZM188 208H189V206H188ZM204 208V209H203ZM84 210V211H81V210ZM86 209L87 210H89L88 212L86 211ZM93 209V210H92ZM106 209V210H105ZM183 210V212H182V210ZM194 209V210H193ZM199 209V210H198ZM138 210V211H139ZM204 210V211H203ZM208 210V209H207ZM235 210V211H234ZM71 211V212H70ZM86 211V212H85ZM173 211V213H171ZM189 211V212H190ZM191 211V212H192ZM227 211H231L232 213V215L231 214H229L228 215V213H227ZM233 211H234V213H233ZM62 212V213H61ZM77 212H79L80 213V215L79 216H77L78 214H77ZM85 212V213H84ZM89 212H90V214H89ZM175 212H178V213H175ZM183 213V215H185V216H183L182 215V213ZM189 212H186V213H189ZM190 212V213H191ZM210 212V211H209ZM39 213H40V215L41 216H39ZM71 213V214H70ZM81 213L82 214H84V215H81ZM86 213H88L89 215H86ZM92 213V214H91ZM139 213V212H138ZM181 213V214H180ZM189 213V214H190ZM36 214H38V215H36ZM77 214V215H76ZM137 214V213H136ZM177 214H179L178 216H180V219H182L184 222H186V224H185V226L186 227H183L182 228V230H181V227L182 226H180V223H181V225L183 224L182 223V221L179 219V217L177 216ZM206 214V215H205ZM108 216V222L104 219V217H102V216ZM228 215V216H227ZM35 216V217H34ZM36 216H38V217H40L41 219H39L38 217H37V219H39V221H37V223H36ZM65 216V217H64ZM84 216V217H83ZM86 216H90L88 219H87V217ZM141 216H142V214H141ZM183 216V217H182ZM187 216V217H186ZM86 217V218H85ZM134 217H135V215H134ZM61 220H60V219ZM84 218V219H83ZM103 218V219H102ZM138 218H140V216H138ZM137 218V219H138ZM170 218V219H169ZM176 218H178L179 219V221H177V219ZM184 218V219H183ZM206 218H208V219H206ZM32 219L35 221H32ZM94 219V220H93ZM136 219V218H135ZM189 219V220H188ZM202 219H204L203 221H202ZM81 220H83V222H85V221H87V222H85V224L83 223V222H80ZM102 220H104V221H106V222H103ZM133 220H134V218H133ZM212 220H214V221H212ZM41 221H43V222H41ZM75 221V222H76ZM79 221V222H78ZM129 221L131 222V223H129ZM135 221H137V222H139L140 220H134L133 222H132V220H128V224H127V226L129 227V225L130 224H133V227L136 225L135 224ZM175 221H176V223H175ZM181 221V222H180ZM34 222V223H33ZM45 222V223H44ZM63 222V223H62ZM103 222V223H102ZM180 222V223H179ZM189 222H193L194 223V225L192 226V224L190 225V224H188ZM206 222V223H205ZM214 222V223H213ZM55 223V224H54ZM82 223V224H81ZM202 223V224H203ZM216 223V224H215ZM31 224H33V226L31 225ZM50 224V225H49ZM81 224V225H80ZM103 224H106L105 226L103 225ZM135 224V225H134ZM176 224V225H175ZM223 225V224H222ZM264 226V216L262 217V219H260V218H257L254 222H253V227H252V229H254V230H257L260 226ZM31 226H32V228L35 230V233L33 232V231H31L32 230V228H31ZM59 226H61V227H59ZM69 226V227H68ZM102 226V227H101ZM107 226V227H106ZM177 226V227H176ZM184 226V225H183ZM63 227V228H62ZM81 227V228H82ZM105 227V228H104ZM128 227H126V228H128ZM130 227H132L131 225H130ZM129 227V228H130ZM132 227V228H133ZM38 228V229H37ZM51 228V229H50ZM104 228V229H103ZM195 228H197V227H195ZM221 228V227H220ZM179 229V230H178ZM191 229H192V231L193 232H191ZM198 229V228H197ZM211 229V230H212ZM52 231V232H51ZM54 231V232H53ZM76 231V232H75ZM91 231V232H90ZM99 231V232H98ZM170 231V230H169ZM173 231V232H172ZM180 231V232H179ZM183 231V232H182ZM195 231V232H194ZM62 232V233H61ZM176 232H178V233H176ZM191 232V234H189ZM54 233V234H53ZM57 233H58V235H57ZM59 233H60V236H59ZM93 233V234H92ZM180 233V234H179ZM51 234V235H50ZM80 234V235H79ZM84 234H86V235H84ZM92 234V235H91ZM184 234V235H185ZM29 235H31V236H29ZM102 235V236H101ZM201 234H199V232H198V234H196L195 235V241H197L198 240V244L197 245H199V246H201V244H200V240H201V236H200ZM29 236V237H28ZM37 236H40V238H41V236H45V237H43V238H41V244H39V245H41V246H39V245H36V244H34V246H35V249H34V247L32 248V245H33V241H36L37 242V240H39V239H37L38 237ZM64 236H66V235H64ZM93 236V237H92ZM100 236V237H99ZM129 236V235H128ZM201 237V238H199L198 239V237ZM90 237V238H89ZM132 236H130V237H128L127 238V236H126V238L129 240V238H131ZM192 237V236H191ZM55 238V239H54ZM193 238V237H192ZM31 239H32V241H31ZM34 239H37V240H34ZM57 239V240H56ZM132 239V238H131ZM18 240V241H17ZM218 241H219V238L217 239ZM83 241V242H82ZM96 241H97V243H96ZM130 241V244H128L129 246H128V251H126V252H129V253H126V254H124L125 252H123V254H124V256H128V258H129V254H130V256H131V253H132V255H133V252H134V248H136V247H134V243L132 244V242H133V239H132V242H131V240H129ZM203 241V240H202ZM202 241H201V243H202ZM23 242V243H22ZM27 242V244L30 246L31 245V242H33L32 243V245H31V247L30 248H32L31 250H28L27 248V246H24L25 245V243ZM35 242V243H36ZM40 242V240L38 241V243ZM91 242V243H90ZM99 242V243H98ZM20 243V245H18ZM37 243V244H38ZM56 243V244H55ZM107 243V244H106ZM112 243V244H111ZM75 244H78L77 246L75 245ZM80 244V245H79ZM43 245V246H42ZM75 245V246H74ZM82 245V246H81ZM18 246H21V247H18ZM37 246V247H36ZM54 246H55V249H56V253H57V251H58V253L56 254L55 253V250L54 249H52V248H54ZM133 246V247H132ZM140 246H141V244H140ZM23 247H25V248H23ZM39 247H41L40 249H39ZM52 247V248H51ZM111 247H112V249H111ZM114 247V248H113ZM264 248V244H260L259 246H258V250L260 249V248ZM19 248H21V250L19 249ZM29 248V249H30ZM129 248H130V251H129ZM140 247L138 246V249H139ZM145 248V247H144ZM143 247L141 248V249H139L140 250V252L138 251V254L139 253H141V255L143 256L144 255V253L143 252H145V250L146 249H144ZM15 249V250H14ZM16 249H19L18 251H16ZM25 249V250H24ZM86 249V250H85ZM41 252H40V251ZM54 250V251H53ZM133 250V251H132ZM142 250V251H141ZM14 251V252H13ZM21 251V252H20ZM116 251V252H115ZM31 252V255H33V253ZM38 252H40V253H38ZM18 253H20V254H18ZM83 253V254H82ZM117 253V254H116ZM5 254L7 255L6 257H5ZM9 254V255H8ZM16 254V255H15ZM37 254H35V258H37L38 256H36ZM123 254L121 255V257L123 256ZM137 254V253H136ZM15 255V256H14ZM27 255V254H26ZM46 255H48V254H46ZM53 255H48L49 257H52ZM9 256V257H8ZM41 257H43L42 255H40ZM40 256H39V258H40ZM47 256V257H48ZM57 256H59V255H57ZM57 256L56 257H53L54 259L55 258H57ZM126 256V257H127ZM14 257V258H13ZM32 257V256H31ZM34 257H32V258H34ZM49 257L46 259V256H44V261H45V263L47 264V262H46V260L48 261V263H49V261H50V263H52L51 262V260L53 261L54 259H49ZM39 258H37V261L38 262H36V259H35V262L36 263H39V264H45L44 262H42L41 263V258H40V262H39ZM131 258H133V256L132 257H130L129 259H128V261L129 262H131V261H133ZM49 259V260H48ZM82 259V260H81ZM34 260V259H33ZM78 261V260H77ZM19 262V263H18ZM35 262L33 263V264H35ZM79 262V261H78ZM83 263V262H82ZM90 263V262H89ZM53 264V263H52ZM77 264H79V263H77ZM81 264V263H80ZM204 264V263H203Z\"/></svg>", "mask_w": 264, "mask_h": 264}]
</instances>
